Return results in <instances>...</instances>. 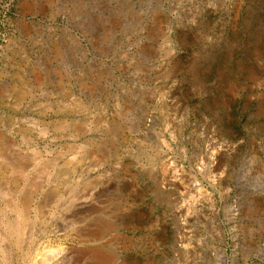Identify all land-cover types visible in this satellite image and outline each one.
Wrapping results in <instances>:
<instances>
[{"label": "rangeland", "instance_id": "374dc122", "mask_svg": "<svg viewBox=\"0 0 264 264\" xmlns=\"http://www.w3.org/2000/svg\"><path fill=\"white\" fill-rule=\"evenodd\" d=\"M0 264H264V0H0Z\"/></svg>", "mask_w": 264, "mask_h": 264}, {"label": "bare ground", "instance_id": "6f19581e", "mask_svg": "<svg viewBox=\"0 0 264 264\" xmlns=\"http://www.w3.org/2000/svg\"><path fill=\"white\" fill-rule=\"evenodd\" d=\"M22 207V205H20ZM27 206V205H26ZM18 209V208H17ZM26 210V209H25ZM19 212H21V209L18 210ZM24 212V210L22 211ZM20 214V213H19ZM22 218H24L23 216H21ZM19 230V229H18Z\"/></svg>", "mask_w": 264, "mask_h": 264}]
</instances>
